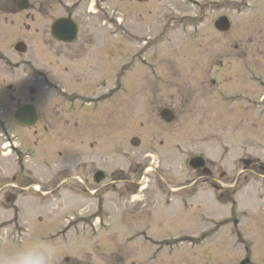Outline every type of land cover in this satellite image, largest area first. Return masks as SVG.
Instances as JSON below:
<instances>
[{"label": "rangeland", "instance_id": "1", "mask_svg": "<svg viewBox=\"0 0 264 264\" xmlns=\"http://www.w3.org/2000/svg\"><path fill=\"white\" fill-rule=\"evenodd\" d=\"M29 1L32 10H14L7 24L0 15V47L14 65L22 57L35 61L46 83L27 81L14 66L0 99L12 94L6 90L11 85L13 108L19 101L33 105L52 121L57 99L63 120L84 113L87 119L71 122L70 133L63 127L58 138L27 133L14 120V135L0 131L3 163H12L16 149L28 148L33 156L23 177L35 187L24 195L45 214L28 226L62 228L68 234L57 249L81 260L91 251L94 264L134 255L139 243L131 233L145 226L155 241L171 244L158 252L160 260L264 264V105L241 116L229 63L216 74L230 39L214 28L215 0ZM62 17L84 21L93 35L89 51L100 61L94 60L93 71L103 69L105 79L94 83L92 97L102 102L93 106L75 101L63 73L71 64H58L50 26ZM18 42L27 44L28 56L15 51ZM104 83L108 88L101 90ZM165 109L175 114L170 124L160 118ZM135 138L137 148L131 146ZM195 157L205 159V170L189 167ZM248 160L253 163L246 168ZM97 171L108 175L101 186L93 182ZM11 251L1 234L0 258L12 257Z\"/></svg>", "mask_w": 264, "mask_h": 264}, {"label": "flooded vegetation", "instance_id": "2", "mask_svg": "<svg viewBox=\"0 0 264 264\" xmlns=\"http://www.w3.org/2000/svg\"><path fill=\"white\" fill-rule=\"evenodd\" d=\"M23 1L10 0L6 2V0H0V15L4 16L3 19L6 24L9 22V19L11 21V18L15 14L14 10H16L17 14L23 13L19 11ZM26 1L28 2L27 10H32L30 1ZM129 1L132 2L134 0ZM137 1L139 3L143 2V0ZM215 13L217 15L214 28L220 36H228L230 39L227 56H223L222 53L218 55L219 60L216 63V74H224L222 70L226 68V63H229V81L231 90H233L232 95L235 107H239L243 111V114L239 110L235 111V113L239 111L241 116H245V113L248 111V113L253 114V107L264 105V0H215ZM84 24V21L77 24V35L72 42H61L59 40L56 42L58 64H71L70 67L65 66L63 73L69 76V85L71 88H74L75 92L72 95H74L73 97H75L76 102L81 103L86 108L102 102L99 100V97L94 99L91 92L93 91L95 82L104 81L105 79L103 69L99 72L93 71L92 63H94V58L96 57L90 53L91 50L89 51L94 45L93 35L90 32L91 30L85 28L87 25ZM27 29L30 30L31 28L27 27ZM3 36L0 35V43H3ZM18 43H16V47ZM23 43L25 44V42ZM11 47L13 48V45ZM16 47H14L15 51ZM6 50L9 49L6 48ZM4 52L0 47V75L3 74L2 76L4 77L0 79V94L3 92L2 88L6 84V81L8 79L13 80L14 66L17 67V70L22 69L27 81L36 82L37 84L46 83V78L42 75V71L36 67L35 61L30 58L23 59L22 57L21 61L14 65V60L10 56L11 53H7V56ZM27 52L28 46L25 44L23 56H28L26 55ZM17 53L21 57L20 53ZM95 61L96 63L100 62ZM123 78L124 74L121 73L115 81L119 89L123 86ZM99 86L97 84V87ZM106 88H108V85L104 83L101 86V90H106ZM6 90L13 94L11 85ZM12 94L8 99L6 97L2 100L0 99V106H5V108H0V131L5 136L13 133V127L10 124L12 120L16 122L20 130H26L27 133L35 131V136H38V134L53 132L58 138L62 134L63 127L67 133H70L67 127H69L71 122H74L77 126L79 120L81 121L82 118L84 120L87 119L84 113L74 120L72 119L73 116L68 114L63 120L61 117V104L56 99L53 111L54 120L50 121L52 118H47L43 114L40 115L38 109L33 105L23 104L19 101L13 108V102L15 101ZM31 94L34 95L33 90ZM104 99H107V97ZM24 106H33L35 109L37 121L32 128L21 127L15 118L16 113ZM76 108L78 107L76 106ZM83 111L85 110L82 109L81 112ZM90 125L88 124L86 127L88 128ZM19 144V147H22V144ZM3 153L0 152V216L4 218L0 222V235L4 234L5 241L12 248L11 252H14V254L11 253L12 257L10 258H0V262H7L17 258L22 260L23 254L27 250L40 246L39 251L36 252V258L42 259L43 264H94L91 261V251L86 253L84 260H81L77 256H71V254H67V252L59 250V248L57 249V241L65 239V236L68 234L66 232L62 233V228L55 227L50 229L28 226L31 219L41 220L45 214L41 210H36L35 208L39 207V205H35V202H30L29 196L24 195L25 191H27L25 188L32 186L31 188L34 189L35 187L34 182H30L31 180L23 177L27 175L25 173V170H27L25 164L28 165V159L33 156L28 148L23 151L16 149L14 151L15 158L11 160L12 163H3L2 159L6 157L3 156ZM59 156H62V152L59 153ZM9 170L11 174L4 177V172L8 173ZM94 177L95 175L93 176V182L95 181ZM149 218H146L148 219V223L152 221V218ZM131 234L135 235V239L139 243V245L138 243L136 244L138 248H136L135 254H125L124 259H118L114 263L108 264H179V262H183L181 259L175 261L174 259L160 260L157 258V255L159 256L158 252L162 251L163 247H166L170 251L171 244L155 241L151 227L136 228ZM49 251L51 255H49ZM134 251L135 248H133V253ZM164 255L171 256L170 252ZM20 260H18V264H20Z\"/></svg>", "mask_w": 264, "mask_h": 264}, {"label": "water", "instance_id": "3", "mask_svg": "<svg viewBox=\"0 0 264 264\" xmlns=\"http://www.w3.org/2000/svg\"><path fill=\"white\" fill-rule=\"evenodd\" d=\"M28 8V3L23 2L20 9L26 10ZM52 36L55 40H59L61 42H72L77 35V25L71 20V18H61L55 21L51 27ZM25 46L19 45L17 50L24 52ZM16 120L22 127H33L36 124L37 116L35 113V109L33 106H24L19 109L16 113ZM160 118L167 124H170L175 119V114L172 110L166 109L161 112ZM140 144L138 139H133L131 145L134 147H138ZM205 159L201 157H196L191 160L190 167L197 171L205 166ZM251 162L246 161L245 166L248 168ZM95 183L97 185H101L105 180H107V175L104 172H98L94 177ZM250 260L247 259L243 261L241 264H249Z\"/></svg>", "mask_w": 264, "mask_h": 264}, {"label": "clouds", "instance_id": "4", "mask_svg": "<svg viewBox=\"0 0 264 264\" xmlns=\"http://www.w3.org/2000/svg\"><path fill=\"white\" fill-rule=\"evenodd\" d=\"M40 246H35L32 249L27 250L22 257V260L20 258L12 259L7 262H0V264H18V260H20V264H43V260L40 258H36V252L39 251ZM47 251V249H46ZM49 255H51V252L49 251Z\"/></svg>", "mask_w": 264, "mask_h": 264}, {"label": "bare ground", "instance_id": "5", "mask_svg": "<svg viewBox=\"0 0 264 264\" xmlns=\"http://www.w3.org/2000/svg\"><path fill=\"white\" fill-rule=\"evenodd\" d=\"M108 178V177H107Z\"/></svg>", "mask_w": 264, "mask_h": 264}]
</instances>
